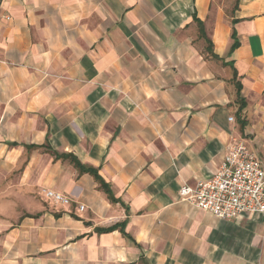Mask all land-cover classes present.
<instances>
[{
	"label": "crops",
	"instance_id": "obj_1",
	"mask_svg": "<svg viewBox=\"0 0 264 264\" xmlns=\"http://www.w3.org/2000/svg\"><path fill=\"white\" fill-rule=\"evenodd\" d=\"M237 140L264 160V0H0V264H264V213L180 196Z\"/></svg>",
	"mask_w": 264,
	"mask_h": 264
},
{
	"label": "built area",
	"instance_id": "obj_2",
	"mask_svg": "<svg viewBox=\"0 0 264 264\" xmlns=\"http://www.w3.org/2000/svg\"><path fill=\"white\" fill-rule=\"evenodd\" d=\"M233 120V117H230ZM43 195L59 205H72L74 199L49 187ZM181 200L221 219H239L248 214L264 213V160L245 140L228 146L217 171L196 185H185ZM84 210L85 206L80 205Z\"/></svg>",
	"mask_w": 264,
	"mask_h": 264
},
{
	"label": "trees",
	"instance_id": "obj_3",
	"mask_svg": "<svg viewBox=\"0 0 264 264\" xmlns=\"http://www.w3.org/2000/svg\"><path fill=\"white\" fill-rule=\"evenodd\" d=\"M208 49L210 50V46H211V41L209 40L208 41ZM237 78V71H235V74H234V79L236 80ZM237 88H238V102H239V110L242 111L245 107H246V101L244 100V98L241 96V90H242V85L241 83H237ZM57 158H60L61 157H65V158H70L71 161L80 169V172L81 173H90L92 174L95 179L99 182L100 184V187L103 191H105L109 197V199L112 201V202H117V199L114 197V194H113V191L110 187V185L108 183H106L104 181V179L99 175V172L97 169L93 168V167H89V166H85L83 165L78 159L77 157H75L74 155H58L56 154ZM125 223L122 224V226L120 225H115V226H112L110 228H107V229H102L101 231H112V230H115L117 228H120L121 231L127 235V233L125 232Z\"/></svg>",
	"mask_w": 264,
	"mask_h": 264
},
{
	"label": "rangeland",
	"instance_id": "obj_4",
	"mask_svg": "<svg viewBox=\"0 0 264 264\" xmlns=\"http://www.w3.org/2000/svg\"><path fill=\"white\" fill-rule=\"evenodd\" d=\"M42 189H43V188H42ZM42 189L40 190V192H41V194L43 195ZM43 196H44V195H43ZM55 205H59V204H56V203H55Z\"/></svg>",
	"mask_w": 264,
	"mask_h": 264
}]
</instances>
